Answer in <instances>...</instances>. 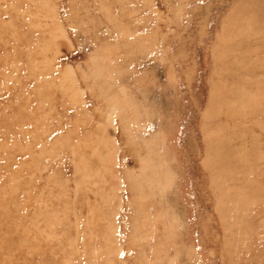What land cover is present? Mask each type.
<instances>
[{"label": "rangeland", "instance_id": "rangeland-1", "mask_svg": "<svg viewBox=\"0 0 264 264\" xmlns=\"http://www.w3.org/2000/svg\"><path fill=\"white\" fill-rule=\"evenodd\" d=\"M0 264H264V0H0Z\"/></svg>", "mask_w": 264, "mask_h": 264}]
</instances>
